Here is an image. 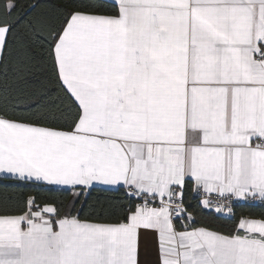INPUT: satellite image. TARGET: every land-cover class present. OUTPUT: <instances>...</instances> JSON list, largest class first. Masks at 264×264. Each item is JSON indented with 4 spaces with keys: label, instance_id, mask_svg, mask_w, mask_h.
I'll use <instances>...</instances> for the list:
<instances>
[{
    "label": "snow or ice",
    "instance_id": "snow-or-ice-1",
    "mask_svg": "<svg viewBox=\"0 0 264 264\" xmlns=\"http://www.w3.org/2000/svg\"><path fill=\"white\" fill-rule=\"evenodd\" d=\"M237 202L264 205V0L0 5V264H264Z\"/></svg>",
    "mask_w": 264,
    "mask_h": 264
},
{
    "label": "trees",
    "instance_id": "trees-1",
    "mask_svg": "<svg viewBox=\"0 0 264 264\" xmlns=\"http://www.w3.org/2000/svg\"><path fill=\"white\" fill-rule=\"evenodd\" d=\"M7 0H0V5H3L4 3H6ZM4 194H11V191L9 190L8 193H4ZM67 204V201H66ZM235 207V211L237 213V215L239 216L240 214H248V213H260L262 211H264V205L263 206H249V205H244L242 203L238 204V205H234ZM207 222L210 224L211 227L219 230V231H225L227 226H230L232 221L231 220H227V219H217L215 216H209L207 218Z\"/></svg>",
    "mask_w": 264,
    "mask_h": 264
},
{
    "label": "built area",
    "instance_id": "built-area-1",
    "mask_svg": "<svg viewBox=\"0 0 264 264\" xmlns=\"http://www.w3.org/2000/svg\"><path fill=\"white\" fill-rule=\"evenodd\" d=\"M238 204H240V202H237L235 205H238ZM256 205H257V206H263V205H261V204H259V203H257Z\"/></svg>",
    "mask_w": 264,
    "mask_h": 264
}]
</instances>
